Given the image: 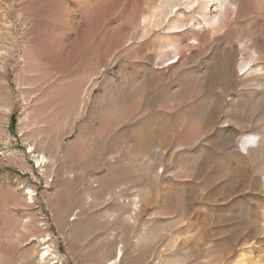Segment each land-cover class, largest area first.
<instances>
[{
  "label": "rangeland",
  "instance_id": "obj_1",
  "mask_svg": "<svg viewBox=\"0 0 264 264\" xmlns=\"http://www.w3.org/2000/svg\"><path fill=\"white\" fill-rule=\"evenodd\" d=\"M40 263L264 264V0H0V264Z\"/></svg>",
  "mask_w": 264,
  "mask_h": 264
},
{
  "label": "bare ground",
  "instance_id": "obj_2",
  "mask_svg": "<svg viewBox=\"0 0 264 264\" xmlns=\"http://www.w3.org/2000/svg\"><path fill=\"white\" fill-rule=\"evenodd\" d=\"M205 8H207V7H204V9H205ZM255 139H256L255 137H249V139H248L247 142H248V143H254V142H255ZM42 257H43V255H42ZM44 260H45V259H44ZM42 262H43V261H42ZM40 264H43V263H40Z\"/></svg>",
  "mask_w": 264,
  "mask_h": 264
}]
</instances>
